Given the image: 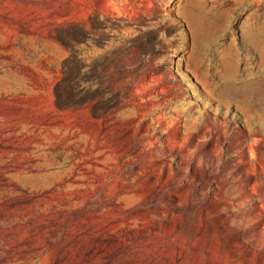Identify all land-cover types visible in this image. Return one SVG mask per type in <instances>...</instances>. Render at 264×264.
I'll return each instance as SVG.
<instances>
[{
	"label": "rangeland",
	"instance_id": "1",
	"mask_svg": "<svg viewBox=\"0 0 264 264\" xmlns=\"http://www.w3.org/2000/svg\"><path fill=\"white\" fill-rule=\"evenodd\" d=\"M0 264H264V0H0Z\"/></svg>",
	"mask_w": 264,
	"mask_h": 264
}]
</instances>
